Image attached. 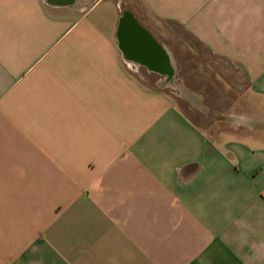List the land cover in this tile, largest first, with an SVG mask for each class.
<instances>
[{"label": "crops", "instance_id": "0c3cea01", "mask_svg": "<svg viewBox=\"0 0 264 264\" xmlns=\"http://www.w3.org/2000/svg\"><path fill=\"white\" fill-rule=\"evenodd\" d=\"M182 33L242 74L225 131ZM0 264H264V0H0Z\"/></svg>", "mask_w": 264, "mask_h": 264}, {"label": "rangeland", "instance_id": "374dc122", "mask_svg": "<svg viewBox=\"0 0 264 264\" xmlns=\"http://www.w3.org/2000/svg\"><path fill=\"white\" fill-rule=\"evenodd\" d=\"M180 36L185 39L170 40L171 52L174 55L175 66H177L179 72L176 76V84H170L166 90L173 94V96L181 97L178 98L179 103L187 115L207 133L213 134L219 131V128L225 131L224 121L221 122L222 125L220 127L217 128L215 126L216 122L214 118L218 113L214 109L209 111L206 104L214 102L213 106L224 112L226 95H233V91L228 90L226 83L230 82L232 84L235 82L237 85H234V90L240 95L243 79L242 74L224 60H219L213 56L198 41L189 38L183 33ZM158 78L160 76L156 74H152V76L145 75V79L154 87H162L160 82H156ZM179 88L189 91L194 99L197 98L196 100H199L201 106H196L191 100H188L189 102L184 100L181 96L182 90L180 92ZM195 92L202 94V98ZM184 96L186 97V95ZM235 106L240 108L241 105L236 104ZM201 111L209 112L208 114H204Z\"/></svg>", "mask_w": 264, "mask_h": 264}, {"label": "bare ground", "instance_id": "6f19581e", "mask_svg": "<svg viewBox=\"0 0 264 264\" xmlns=\"http://www.w3.org/2000/svg\"><path fill=\"white\" fill-rule=\"evenodd\" d=\"M148 78V77H147ZM181 90H182V93L184 94V95H186V97L189 99V100H191V101H193V103L196 105V106H201L200 105V102L199 101H197L196 99H194L192 96H191V93L189 92V91H187L186 89H183V88H180Z\"/></svg>", "mask_w": 264, "mask_h": 264}, {"label": "water", "instance_id": "95a60500", "mask_svg": "<svg viewBox=\"0 0 264 264\" xmlns=\"http://www.w3.org/2000/svg\"><path fill=\"white\" fill-rule=\"evenodd\" d=\"M127 18H129L128 16H127V13H123V15H122V19H121V21H120V25H119V31H122L124 28H125V22H126V20H127ZM137 28V27H136ZM137 30V29H136ZM135 30V31H136Z\"/></svg>", "mask_w": 264, "mask_h": 264}]
</instances>
